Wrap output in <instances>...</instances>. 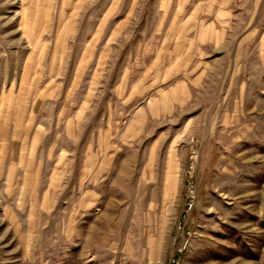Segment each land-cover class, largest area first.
<instances>
[{
	"label": "rangeland",
	"instance_id": "obj_1",
	"mask_svg": "<svg viewBox=\"0 0 264 264\" xmlns=\"http://www.w3.org/2000/svg\"><path fill=\"white\" fill-rule=\"evenodd\" d=\"M174 255L264 264V0H0V264Z\"/></svg>",
	"mask_w": 264,
	"mask_h": 264
},
{
	"label": "built area",
	"instance_id": "obj_2",
	"mask_svg": "<svg viewBox=\"0 0 264 264\" xmlns=\"http://www.w3.org/2000/svg\"><path fill=\"white\" fill-rule=\"evenodd\" d=\"M184 249H185V247L181 246L177 249V252L182 253V252H184ZM180 263H181L180 258H177L175 255L168 262V264H180Z\"/></svg>",
	"mask_w": 264,
	"mask_h": 264
}]
</instances>
